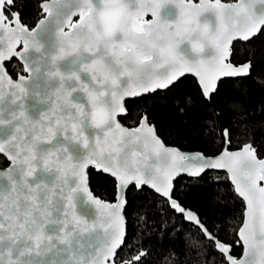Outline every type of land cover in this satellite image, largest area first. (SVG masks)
<instances>
[{"label": "snow or ice", "instance_id": "obj_1", "mask_svg": "<svg viewBox=\"0 0 264 264\" xmlns=\"http://www.w3.org/2000/svg\"><path fill=\"white\" fill-rule=\"evenodd\" d=\"M24 7L0 0V264H147L148 234L186 236L165 264H264V73L251 48L264 0H37L35 21ZM186 73L195 98L173 100ZM157 97L198 112L214 151L166 145L143 107ZM93 170L113 199L91 190ZM212 171L243 202L235 226L176 194V177ZM145 187L132 244L128 193Z\"/></svg>", "mask_w": 264, "mask_h": 264}, {"label": "trees", "instance_id": "obj_2", "mask_svg": "<svg viewBox=\"0 0 264 264\" xmlns=\"http://www.w3.org/2000/svg\"><path fill=\"white\" fill-rule=\"evenodd\" d=\"M235 0H229L234 2ZM25 5L23 13L29 21L37 19V0H23ZM256 55V73H264V36L251 45ZM181 83L173 90L171 94L173 100L184 102L191 95L195 98V79L190 75H185L181 78ZM235 86L232 84L224 85L225 91H231ZM242 88H250L253 90L256 98H259V93L256 92L252 80L246 81ZM130 109L135 113L137 105H129ZM143 107L148 109L152 115L154 123L157 126L159 136L166 145L178 146L183 151H214V148L209 145L202 137L197 135V120L199 113L195 112L184 117L177 113L172 105L165 106L164 101L160 98L149 99L143 102ZM200 105L197 104V108ZM131 127L130 122H125ZM255 146L264 157V136L258 135ZM221 178L217 180L216 172L212 171L208 175H204L202 179L180 176L175 181L176 194L180 199L194 211H197L201 216L205 217L210 225H215L221 222L222 216L229 222L231 226H235L239 222V213L242 210L243 202L241 199H231L235 194L232 192V185L229 181L224 180V173L221 172ZM91 190L101 199L111 200L112 189L106 179V174L97 173L95 170L90 177ZM220 197V200H217ZM128 235L130 243L135 244L133 238L135 226L134 221H137V213L143 214L144 210L151 206L153 201V193L151 189L145 187V191L138 193L133 189L128 193ZM226 201L227 206H224ZM217 204L220 207H217ZM157 211L152 209V216ZM180 224V221L176 222ZM162 235V234H161ZM161 235L152 236L151 234L143 237L144 247L150 250V256L146 258L147 264H165L164 257L171 259L170 253L175 250L179 252L186 245L187 239L185 235H181L179 239H175L174 235L161 238ZM194 235V234H193ZM228 239H231L229 231ZM242 249L236 247L233 254L239 257ZM216 259H219L217 255Z\"/></svg>", "mask_w": 264, "mask_h": 264}, {"label": "water", "instance_id": "obj_3", "mask_svg": "<svg viewBox=\"0 0 264 264\" xmlns=\"http://www.w3.org/2000/svg\"><path fill=\"white\" fill-rule=\"evenodd\" d=\"M235 2V1H234ZM185 75H190V76H192L194 79H195V81H196V78L191 74V73H186ZM168 146H171V145H168ZM183 151V150H182ZM184 152H191V153H194V152H196V151H184ZM262 158H264V157H262ZM181 176H187V175H181ZM180 177V176H179ZM187 177H189V176H187ZM178 177H176L175 178V180L177 179ZM191 178H195V177H191ZM174 180V181H175ZM230 182V181H229ZM242 254V253H241Z\"/></svg>", "mask_w": 264, "mask_h": 264}]
</instances>
